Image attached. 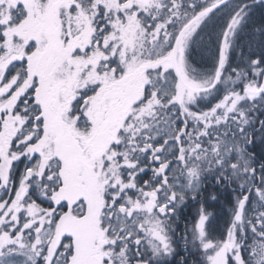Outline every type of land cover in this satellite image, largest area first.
<instances>
[{
    "label": "snow or ice",
    "instance_id": "snow-or-ice-1",
    "mask_svg": "<svg viewBox=\"0 0 264 264\" xmlns=\"http://www.w3.org/2000/svg\"><path fill=\"white\" fill-rule=\"evenodd\" d=\"M257 8L0 0V264H264Z\"/></svg>",
    "mask_w": 264,
    "mask_h": 264
},
{
    "label": "trees",
    "instance_id": "trees-1",
    "mask_svg": "<svg viewBox=\"0 0 264 264\" xmlns=\"http://www.w3.org/2000/svg\"><path fill=\"white\" fill-rule=\"evenodd\" d=\"M261 16H264V9L257 8L255 10L254 19L259 21ZM209 186H212L211 185V178L209 181ZM221 192H223V196L219 200V202L218 203L209 202L207 204V207H208L209 211H211L215 214L218 224H220L222 226L224 224V222L226 221L227 216H228V212H229L228 200L230 197H229L228 192H224V190H222V189H221ZM182 211H183V216L190 220L191 217L195 214V206L190 203L188 205V207H185Z\"/></svg>",
    "mask_w": 264,
    "mask_h": 264
}]
</instances>
